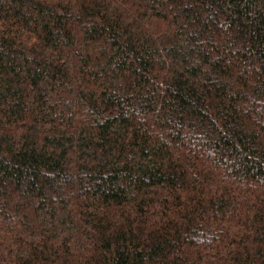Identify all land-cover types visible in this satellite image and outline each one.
<instances>
[{"label":"trees","instance_id":"1","mask_svg":"<svg viewBox=\"0 0 264 264\" xmlns=\"http://www.w3.org/2000/svg\"><path fill=\"white\" fill-rule=\"evenodd\" d=\"M0 264H264V0H0Z\"/></svg>","mask_w":264,"mask_h":264}]
</instances>
